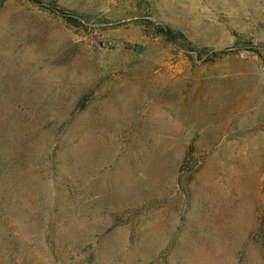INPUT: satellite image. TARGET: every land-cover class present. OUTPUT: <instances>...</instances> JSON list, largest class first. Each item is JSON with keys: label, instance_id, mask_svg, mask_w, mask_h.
<instances>
[{"label": "rangeland", "instance_id": "rangeland-1", "mask_svg": "<svg viewBox=\"0 0 264 264\" xmlns=\"http://www.w3.org/2000/svg\"><path fill=\"white\" fill-rule=\"evenodd\" d=\"M263 65L264 0H0V264H264Z\"/></svg>", "mask_w": 264, "mask_h": 264}, {"label": "trees", "instance_id": "trees-1", "mask_svg": "<svg viewBox=\"0 0 264 264\" xmlns=\"http://www.w3.org/2000/svg\"><path fill=\"white\" fill-rule=\"evenodd\" d=\"M163 33V35L166 37V39H168L169 40V38H170V32H162ZM126 47V49H134V47H129L128 45H126L125 46ZM141 49V47H137L135 50H137V51H139Z\"/></svg>", "mask_w": 264, "mask_h": 264}, {"label": "built area", "instance_id": "built-area-1", "mask_svg": "<svg viewBox=\"0 0 264 264\" xmlns=\"http://www.w3.org/2000/svg\"><path fill=\"white\" fill-rule=\"evenodd\" d=\"M262 71L264 72V65L262 66Z\"/></svg>", "mask_w": 264, "mask_h": 264}]
</instances>
